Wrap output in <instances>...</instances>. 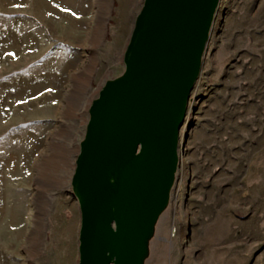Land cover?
I'll return each mask as SVG.
<instances>
[{"label":"rangeland","instance_id":"rangeland-1","mask_svg":"<svg viewBox=\"0 0 264 264\" xmlns=\"http://www.w3.org/2000/svg\"><path fill=\"white\" fill-rule=\"evenodd\" d=\"M143 3L0 0V264H78L76 158ZM188 109L145 264H264V0H222Z\"/></svg>","mask_w":264,"mask_h":264},{"label":"water","instance_id":"water-1","mask_svg":"<svg viewBox=\"0 0 264 264\" xmlns=\"http://www.w3.org/2000/svg\"><path fill=\"white\" fill-rule=\"evenodd\" d=\"M222 0H144L124 74L89 110L72 178L78 264H145L180 167L181 129Z\"/></svg>","mask_w":264,"mask_h":264},{"label":"crops","instance_id":"crops-1","mask_svg":"<svg viewBox=\"0 0 264 264\" xmlns=\"http://www.w3.org/2000/svg\"><path fill=\"white\" fill-rule=\"evenodd\" d=\"M216 225L221 226V221L220 222H216ZM211 226H212V224H211ZM206 246H207V242L204 244V246H201V249H199L200 250L199 254L200 253L203 254L206 251L205 248L203 249V247H206ZM208 257H209V255H208ZM205 258H207V256Z\"/></svg>","mask_w":264,"mask_h":264}]
</instances>
